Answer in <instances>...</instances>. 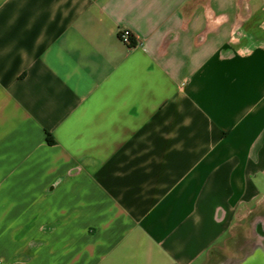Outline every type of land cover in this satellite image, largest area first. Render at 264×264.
<instances>
[{
  "label": "crops",
  "instance_id": "0c3cea01",
  "mask_svg": "<svg viewBox=\"0 0 264 264\" xmlns=\"http://www.w3.org/2000/svg\"><path fill=\"white\" fill-rule=\"evenodd\" d=\"M248 222L223 264L264 246V0H0V264H209Z\"/></svg>",
  "mask_w": 264,
  "mask_h": 264
},
{
  "label": "rangeland",
  "instance_id": "374dc122",
  "mask_svg": "<svg viewBox=\"0 0 264 264\" xmlns=\"http://www.w3.org/2000/svg\"><path fill=\"white\" fill-rule=\"evenodd\" d=\"M249 226H250V222H248L246 227H245V229H246L245 233H243V234L240 233L236 237L231 238V242L229 243V247L224 251L225 253L223 254L221 251L219 253L216 252L215 255L213 256L214 257L213 262H212V260L211 261L209 260V264H223L225 262V260L226 261L230 260V259L234 260L237 257L242 256L244 252H249L252 249L253 241L259 240L258 237H254V238L251 237V233L249 231V229H250ZM247 240H251V241L248 244H246V247L244 250L238 252V246H239L238 241L243 242V241H247Z\"/></svg>",
  "mask_w": 264,
  "mask_h": 264
},
{
  "label": "flooded vegetation",
  "instance_id": "af4514ba",
  "mask_svg": "<svg viewBox=\"0 0 264 264\" xmlns=\"http://www.w3.org/2000/svg\"><path fill=\"white\" fill-rule=\"evenodd\" d=\"M259 232L264 235L263 231ZM242 264H264V247L254 246L253 250L244 257Z\"/></svg>",
  "mask_w": 264,
  "mask_h": 264
},
{
  "label": "built area",
  "instance_id": "2783aa9c",
  "mask_svg": "<svg viewBox=\"0 0 264 264\" xmlns=\"http://www.w3.org/2000/svg\"><path fill=\"white\" fill-rule=\"evenodd\" d=\"M118 39L127 47H131L135 44L133 41L132 31L128 28L120 27L117 31Z\"/></svg>",
  "mask_w": 264,
  "mask_h": 264
},
{
  "label": "trees",
  "instance_id": "16d2710c",
  "mask_svg": "<svg viewBox=\"0 0 264 264\" xmlns=\"http://www.w3.org/2000/svg\"><path fill=\"white\" fill-rule=\"evenodd\" d=\"M48 141L50 142L51 140H50V139H48Z\"/></svg>",
  "mask_w": 264,
  "mask_h": 264
}]
</instances>
